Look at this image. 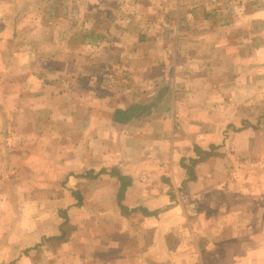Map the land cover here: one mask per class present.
Returning a JSON list of instances; mask_svg holds the SVG:
<instances>
[{"label": "crops", "instance_id": "0c3cea01", "mask_svg": "<svg viewBox=\"0 0 264 264\" xmlns=\"http://www.w3.org/2000/svg\"><path fill=\"white\" fill-rule=\"evenodd\" d=\"M78 1L86 4L78 16L90 28L79 34L95 39L62 50L87 58V51L113 42L117 53H128L113 63L129 68L127 78H134L133 65L145 69L165 54L161 72L141 76L142 83L159 86L153 97L128 94L105 115L96 95L101 63L89 57L83 67L67 70L50 55L49 68L40 72L32 53L12 49L1 38L6 31L0 32V264H32L24 250L60 233L54 204L75 202L66 203L70 193L54 181L72 187L80 171L98 177L92 180L95 208L119 210L125 223L112 198L119 182L110 169L130 180L121 204L155 225L146 251L127 264H264V139L257 123L264 118V0H160L159 28L157 18L144 16L145 37L126 19L114 31L103 29L106 9L92 11L107 0H89L94 7ZM104 34L115 39H96ZM140 50L152 59L139 58ZM194 146L209 155L188 178L180 162L197 157ZM102 168L108 172L97 174ZM88 194L80 195L92 200ZM13 196L19 198H8ZM183 227L180 235L187 236L173 252L166 234ZM69 242L57 243L68 248Z\"/></svg>", "mask_w": 264, "mask_h": 264}, {"label": "rangeland", "instance_id": "374dc122", "mask_svg": "<svg viewBox=\"0 0 264 264\" xmlns=\"http://www.w3.org/2000/svg\"><path fill=\"white\" fill-rule=\"evenodd\" d=\"M59 1L60 2L55 4L50 0H0V32L6 31L7 34V36H1V38H7L8 46H11L14 50L17 47H21L25 55L26 52H29L30 55L32 53L33 61L37 60V70L41 68L40 72L44 71L45 68H49L46 62H48L47 60H51L50 55H52L58 63H60V61L62 63L66 62L64 66L67 70H77L79 65L83 67L84 62L86 59L88 60L89 57H92L91 59L97 63H101L102 67L97 71L99 81L96 83V95L100 98V102L98 103L103 107L105 115L108 108L116 106L117 101H128V94L135 96L142 92H149L152 97L156 96L155 93L159 85L153 82L144 84L141 81V76L149 70L151 74L161 72L162 68L158 65L160 61H165V54H163V56L160 54V56L156 55L153 57V64L148 65L145 69L133 65L131 71H133L132 74L134 78H132V76L131 78H127L126 74L129 73V68L113 63L114 61L116 62L117 58H121V55L126 57L128 53L124 51L117 53L115 51L116 46L111 41V39H115V37L111 35L104 34L102 36H97L96 39L102 41V43L104 42V44L105 42L108 44L112 42V48L104 47L102 50L87 51L85 54L87 58H82L81 56L83 54L77 51L62 50V48H69L77 45L79 41L85 38L88 39V41H92L95 38L92 36L83 37L79 34V32L86 33L88 29H90L87 27L88 23H84V20H81L78 16L80 12L87 10L86 4L84 3L82 5L78 0ZM84 1H87V7H94L96 5L95 3L88 2L89 0ZM107 1V4L103 6L102 10L97 8L92 11L94 14L97 11L103 12V9H106V19L104 20L103 29L105 28L108 31L109 28H111L113 29L112 31H114L115 28H119L122 21L126 19L127 23L134 24L133 29H140L141 34L138 33L139 35L145 37L144 33H142L145 28L143 21L145 20L144 16L149 15L151 17L153 16V18H157V20L154 21L157 23V29L159 28L158 18L161 17L159 13L161 9L163 11L162 2H160V0H128L126 3L121 0ZM172 3H174V1ZM51 15L58 17L52 19ZM63 16H66L65 20L59 18ZM128 19H131L133 22H129L130 20ZM170 20L171 18L169 17L167 22L169 23ZM139 24L141 26H139ZM92 29L91 31H95L94 28ZM56 33L61 34L56 36ZM63 33L65 34L62 35ZM136 33L137 32L133 33V41L138 38L135 37ZM130 40L132 41V38ZM123 41H125V39H123ZM144 42L145 41H142L137 47H140L142 44L143 47L145 44ZM57 49L58 52L56 51ZM12 53L13 52L10 53V57H12ZM137 54L139 58H142L144 54L146 57H149L150 60L152 59L151 56H147V53L141 50ZM72 57H74V59H72L74 65L71 67L69 64L71 61L70 58ZM62 65L63 64H59V66ZM129 65H131V63H129ZM123 77L127 79L125 78L126 80L124 81ZM116 79H118V82H116ZM89 86V90L93 92V84L91 83ZM168 96H170V94ZM257 123L262 124V139H264V118L261 119V122L258 121ZM137 125H139L138 128H141L143 122ZM93 172L94 171L88 170L77 172V176H75L74 179L75 182L71 185L72 187L63 185L61 181H54L57 187L64 188L70 193V200H66V203H70V201L75 202L72 206L69 205L65 208H59L54 204L55 209L53 211L54 221L58 224V227H61V230L64 231L67 241H70L67 243L69 246L68 248H62V246L58 245L56 240H47L45 237L43 238L44 241L41 243H38L36 246L32 245L30 248L24 250V252L28 251L31 253L32 264H127L128 258H135L140 250L146 251L154 235V221L145 220L140 212H128L127 215H124L125 217L122 215L123 218H126L124 223L121 222L122 218H120V212L119 214L117 213L119 210L117 212L98 211L94 205V187L92 181L98 177L94 176ZM107 172L105 170V173ZM108 174L113 176L110 172H108ZM83 175H86V177H82ZM81 178L85 180H81ZM176 187L181 188L180 186ZM85 190L86 192H90L87 198H92V200L88 201L83 195H80L81 192ZM76 195L80 197L79 203L75 198ZM8 198L16 200L19 197L13 196ZM26 198L27 197H22L23 200ZM47 198L46 196L39 197L44 203H46ZM54 198L57 199L58 196ZM112 198L116 199V195ZM48 215H51L50 210L48 211ZM126 227L129 228L128 231H125ZM123 228L124 230L122 231ZM182 230H185L184 227L182 229L179 228V231L172 230L166 234L167 245L173 252L180 250L182 239L187 236L186 232H184L183 236L180 235ZM69 237H72L71 240H69ZM65 251L68 253L66 254ZM169 254L172 255L171 252ZM63 255L66 257L65 261L56 260ZM170 261V264H176L173 260Z\"/></svg>", "mask_w": 264, "mask_h": 264}, {"label": "trees", "instance_id": "16d2710c", "mask_svg": "<svg viewBox=\"0 0 264 264\" xmlns=\"http://www.w3.org/2000/svg\"><path fill=\"white\" fill-rule=\"evenodd\" d=\"M114 117H115V120L117 122H121V121H119V118H117L116 116H114ZM194 152L197 155L196 158H189L188 163H184L183 161L180 162V166L182 168H184L185 173L188 175V178L193 176L192 169H193V166L196 164V162H199V161L203 160L205 157H207L209 155V151L208 150H202L201 148H199L197 146H194ZM101 172H105V171L104 170H100L98 172V174L101 173ZM110 174L115 176L118 179V182H119L118 190H117V193H116V200H117V203H118V206L120 208L121 213L123 215H127L128 212L129 213L130 212H134L133 209L128 210L124 205L121 204V200H122V197H123L124 190H125L126 186H128L130 184V180L128 179V177L122 175L116 169L110 170ZM75 198L78 200V203H79V198H80L79 195H76ZM140 211L144 215H151V216H154V215H156L158 213V211H146V210H140ZM65 238H66V235H65L64 231L60 230V233L57 236L50 237V240H56L57 242H61L62 240H65Z\"/></svg>", "mask_w": 264, "mask_h": 264}]
</instances>
